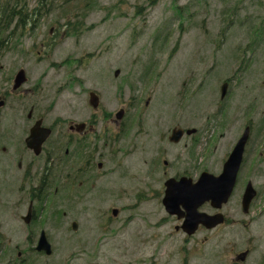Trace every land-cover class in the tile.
Instances as JSON below:
<instances>
[{"label":"rangeland","instance_id":"rangeland-1","mask_svg":"<svg viewBox=\"0 0 264 264\" xmlns=\"http://www.w3.org/2000/svg\"><path fill=\"white\" fill-rule=\"evenodd\" d=\"M89 1L111 7L119 0H60L64 3V19L74 13L77 5L81 7L77 11L83 12ZM125 1L128 4L122 5V11L117 8L112 15L98 7L89 9L86 27H93V30L84 34L78 51L101 48L102 53L105 52L99 62L101 67L116 65L126 76L130 70L139 69L146 63L158 64L157 72L164 76L151 93L155 101L149 109L153 115L162 112L164 133L175 125L182 128L204 125L211 107L216 113L220 110L217 103L220 102L222 82L226 79L230 80L232 91L228 110L240 111L244 104L255 98L264 100V35H258L257 46L252 47L254 51L248 49L253 37L257 36L256 29L264 27V0H159L153 6H148L151 0ZM176 8L183 12L182 17H178ZM57 13L61 14L60 11ZM50 21L51 18L46 19L44 25ZM162 31L157 39L155 35ZM28 44L25 40V47ZM63 47L64 58L77 51L73 41L64 42ZM108 47L109 53L104 51ZM17 52L6 53L0 63H4L6 69H15L23 57L29 59L28 55H17ZM244 52L251 63L244 72L235 74L241 68ZM114 71L112 69L101 80L106 87L105 103L111 106L110 109L116 108L117 100H121L118 96L115 100L119 82L115 81ZM74 91L78 96L71 95L68 100H76V110L83 112L85 98L79 95L78 88ZM65 112L64 98V119L68 118ZM56 116H62V113L58 112ZM230 117L229 122L233 123L232 114ZM217 123L209 120L212 129ZM224 132L228 137L232 135L230 129ZM189 144L188 140L179 146L165 141L162 144L171 163L170 175L180 172L181 166L189 162ZM1 146L2 142L0 150ZM151 149L152 145L148 151ZM145 158V153L138 151L120 166L108 163L105 171L114 172L101 179L93 192L81 191L79 201L64 207L68 214L64 219V245H56L53 257L38 258L36 264H177L174 243L163 240V234L169 229L157 226L166 214L160 200L149 193L150 188L161 187L159 175L146 178ZM14 192L12 182L0 180L3 206L14 207ZM141 193L152 198L136 206ZM111 207L118 208L120 215L109 225L110 232L102 233L99 225L107 218ZM11 210L2 211L13 213ZM72 220L79 225L77 233L70 229ZM4 222L7 225L3 226V232L10 238L14 230L20 229L18 239L22 242L23 224L10 217Z\"/></svg>","mask_w":264,"mask_h":264},{"label":"flooded vegetation","instance_id":"flooded-vegetation-1","mask_svg":"<svg viewBox=\"0 0 264 264\" xmlns=\"http://www.w3.org/2000/svg\"><path fill=\"white\" fill-rule=\"evenodd\" d=\"M62 27V42L55 38L59 33L57 26L50 30L49 38L33 40L30 49L34 48L31 53L37 57L33 64H25L31 67L28 71L20 67L15 74L6 76L3 64H0V81L3 86H9L0 88V103H3L0 107V141L8 142L1 149L0 178L15 180L16 206L11 215L24 225L23 241L29 251L36 246L42 231L46 232L52 246L55 243L64 244V187L66 190L75 189V179L70 175L64 185V163L76 162L75 159L64 158L71 152L80 150V162L88 170L95 168L97 173L108 163L126 162L138 151L145 153L143 162L148 166L146 178L159 175L161 187L149 190L155 198L164 196L165 183L172 178L163 165L167 156L162 147L165 141L162 112L153 115V111L149 110L152 100L149 95L155 91L162 75L155 79L154 69L143 74L142 77L148 78L146 81L138 79L143 87L140 96L139 88L134 90L131 76L126 78L116 88L115 100L118 94L121 98L117 100V109H110L111 106L105 104L106 87L101 80L111 73V65L101 67L100 63L89 61L90 58L74 64H64V59L60 63L49 62L60 55V46L64 44V24ZM35 28L36 25H32V29ZM32 38L33 35L29 37L30 40ZM21 69L26 71L28 79L25 85L14 90V82ZM75 83L86 102L91 95L97 94L101 104L97 110L87 107L80 112L76 111L71 101L66 102V110L76 120L68 121L64 127L61 117H52L60 106L64 114V96L70 95L71 85ZM149 84L150 91L147 89ZM256 102L258 105H253L251 110H245L244 104L242 110L231 112L235 121L224 130L230 129L232 135L221 134L219 138L223 141L216 144L209 140L207 149L204 146L198 156V150L203 146L199 144V138L207 132L200 126L197 134L190 139V150L195 157L182 165L179 174L172 175L178 180L186 177L193 184L204 173L219 177L224 173L236 144L248 131L238 168H226L228 177L236 170L228 201L219 208L207 201L199 209V212L209 216L222 215L224 223L214 229L200 225L194 235L186 233L184 218H166L160 227L162 229L173 221L167 227L169 233L166 237L174 242L179 251H183V255L178 257L179 264H264V100ZM134 104H140L137 105L140 110L136 109L132 117L129 111ZM6 107L10 109L8 113L5 112ZM120 111H124V115L118 121L116 115ZM36 123L52 130V137L42 145L39 155L26 145ZM150 145L152 149L149 152ZM110 174L109 171L98 173L95 187ZM146 197L147 194L142 193V198ZM30 208L32 220L26 225L21 212L26 211L27 215ZM37 229L40 230L39 236Z\"/></svg>","mask_w":264,"mask_h":264},{"label":"water","instance_id":"water-1","mask_svg":"<svg viewBox=\"0 0 264 264\" xmlns=\"http://www.w3.org/2000/svg\"><path fill=\"white\" fill-rule=\"evenodd\" d=\"M224 95L225 86L223 88V96ZM34 133L36 132L34 131ZM182 134V131H175L172 136V141L178 142L182 137ZM235 160H237V157H235L232 162ZM189 184L190 183L185 180L181 182L171 180L167 183V194L164 199V205L169 213L177 214L180 207L183 206L190 216L196 215L197 208L202 201L212 199L221 202L224 201L228 195L227 190L225 191V194L223 192L224 176L216 179L208 175H204L196 187L191 188ZM198 223H205V220L198 219ZM74 228L76 229L77 226L74 225ZM42 249L48 250L44 236L42 237L39 246V250Z\"/></svg>","mask_w":264,"mask_h":264},{"label":"trees","instance_id":"trees-1","mask_svg":"<svg viewBox=\"0 0 264 264\" xmlns=\"http://www.w3.org/2000/svg\"><path fill=\"white\" fill-rule=\"evenodd\" d=\"M23 1V0H21ZM41 3L45 5L47 8V11L45 13H49L50 9L53 7L52 3H49L48 0H41ZM42 7L35 9V13H41ZM29 10H28V2L27 0H24L23 3H21L19 10L17 11V6L13 3V0H5V4L0 6V14L2 15L0 17V33H8V38H12L14 34L17 33L16 29H13L10 31V26L13 23L16 16H19V20L17 22V27H24L26 24V17L28 16Z\"/></svg>","mask_w":264,"mask_h":264}]
</instances>
